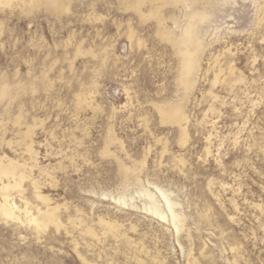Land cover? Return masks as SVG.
Masks as SVG:
<instances>
[{
    "label": "rangeland",
    "instance_id": "rangeland-1",
    "mask_svg": "<svg viewBox=\"0 0 264 264\" xmlns=\"http://www.w3.org/2000/svg\"><path fill=\"white\" fill-rule=\"evenodd\" d=\"M0 264H264V0H0Z\"/></svg>",
    "mask_w": 264,
    "mask_h": 264
}]
</instances>
